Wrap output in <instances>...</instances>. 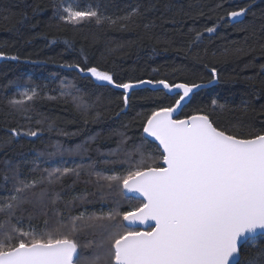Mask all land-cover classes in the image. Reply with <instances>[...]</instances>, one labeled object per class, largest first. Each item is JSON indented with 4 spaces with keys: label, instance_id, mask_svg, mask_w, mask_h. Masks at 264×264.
Here are the masks:
<instances>
[{
    "label": "snow or ice",
    "instance_id": "1",
    "mask_svg": "<svg viewBox=\"0 0 264 264\" xmlns=\"http://www.w3.org/2000/svg\"><path fill=\"white\" fill-rule=\"evenodd\" d=\"M48 9V28L94 23L135 39L100 48L94 35L95 47L79 50L64 40L76 58L58 67L72 77L52 74L39 84L2 74V106L17 123L0 138V264H264V7L255 0H134L109 14L96 0H51L15 21L4 8L0 23L23 39ZM232 33L237 38L229 39ZM145 42L154 45L151 55L174 50L179 62L143 78H125L115 62L109 65L118 49ZM12 47L0 42V60L20 63L19 54L5 50ZM23 62L56 63L27 56ZM229 63L237 67L226 73ZM237 83L244 86L239 100L231 90L201 99L205 90ZM101 88L122 93L115 119L138 92L142 111L105 131L101 108L110 104H103ZM44 99L71 101L85 128L99 131L55 129L35 110ZM133 125L138 135L130 134ZM45 131L58 138L9 155L20 140L34 142Z\"/></svg>",
    "mask_w": 264,
    "mask_h": 264
},
{
    "label": "trees",
    "instance_id": "2",
    "mask_svg": "<svg viewBox=\"0 0 264 264\" xmlns=\"http://www.w3.org/2000/svg\"><path fill=\"white\" fill-rule=\"evenodd\" d=\"M82 3L87 2V0H81ZM96 2L107 7L109 14L116 12L117 14L122 13L125 5L133 3L134 0H96ZM175 3L179 5H187L190 0H174ZM243 2V0H240ZM257 9L264 7V3L261 0H255ZM34 3H39L41 7L48 8L51 0H0V10L4 8H9L11 12L16 15L13 20H18L20 14L27 11L31 14V6ZM256 10V9H254ZM51 15L50 9L46 13L41 14L36 17L37 20H41L42 23L33 32L25 31V36L23 39L17 38L12 33L6 30L8 25L0 23V42L7 41L12 44L13 47L10 49H5L9 54H19L22 57L20 63L14 61L0 60V85L6 83L3 77V73H8L7 79H12L14 75H21L25 79L31 77V79L39 84H44L46 82L45 78L50 77L52 74H59L60 76H75L76 73L69 72L66 69H61L58 64L63 61H72L76 58V53L72 50L65 51L64 40L70 39L75 42V47L79 50L81 47H95L93 44V36L98 35L99 47L103 48L109 46L112 48L116 47V43H110L112 41L120 42L130 39H135L134 35L129 33H123L115 30H109L105 26L100 29L95 26L94 23H85L81 27L73 28L67 27L63 31H57L54 28L46 27L47 19ZM35 22V20L33 21ZM159 31V29H157ZM35 33H43L44 35L38 36L35 40L28 43L23 41L27 39L29 35ZM220 35V33H218ZM87 37V39H85ZM237 38L235 33L229 36V39ZM48 40H55L54 44H48ZM218 43H223V41H218ZM153 43L145 42L142 45L136 47L126 48L123 50H117L112 53L111 58L108 60L109 65L115 62L118 65L117 71L123 70L127 75L125 78L129 77H141L147 75L151 69L160 66L166 62L170 63L173 60L179 62L180 55L174 50H169L168 52L158 51L157 54L151 55V48ZM158 49H162L164 45L161 43L156 45ZM99 55V52H97ZM30 57L32 60H48L52 58L56 63H42V64H31L24 63L23 57ZM123 57V58H122ZM226 73H231L232 69L237 67V65L229 63L223 66ZM82 84L87 86V81H81ZM55 84L49 82V87H55ZM244 86L242 84L234 85H217L214 86V90H205V96L201 99H210L212 95H216L219 92L221 95H227L229 90L237 93L234 99L239 100L238 92L242 91ZM99 94L103 96V104H110V107L104 109L103 106L101 111L104 113L105 121V131L108 128H119L121 125L128 124L137 116V113L142 111V97L143 93H136L133 97V102L131 108L128 110L126 115H122L119 119L114 118V113L119 111L122 105L120 104L119 97L122 95L116 90L99 89ZM56 92H51L50 95H56ZM12 95V91L8 92V96ZM4 95L0 91V138L4 137V129L8 126H16V121L12 120L10 117L5 115V110L3 108ZM191 106H189V109ZM185 109V111H189ZM35 110L47 118V121L54 125L55 129L63 130L66 132H75L77 130L83 129L85 135H91L94 132L99 131V126L94 124H89L87 128L83 125L80 117L74 112L71 101L64 103L61 100H47L38 101L35 104ZM45 129L47 124L44 125ZM131 135H138V131L133 125L130 128ZM58 138V132L45 131L41 139H36L34 142H29L28 140H20L18 144L14 146V153L10 152L9 155L19 153L21 151L28 152L33 148L37 150L44 148L48 144L52 143ZM84 139V136L73 139L71 142L76 143L79 140ZM3 156L0 155V160ZM71 183V180L68 181ZM83 185L77 186V191H79ZM125 203H129L125 201ZM135 203V201H131Z\"/></svg>",
    "mask_w": 264,
    "mask_h": 264
},
{
    "label": "water",
    "instance_id": "3",
    "mask_svg": "<svg viewBox=\"0 0 264 264\" xmlns=\"http://www.w3.org/2000/svg\"><path fill=\"white\" fill-rule=\"evenodd\" d=\"M117 91V90H116ZM119 92V91H118ZM121 93V92H120ZM122 94V93H121Z\"/></svg>",
    "mask_w": 264,
    "mask_h": 264
}]
</instances>
